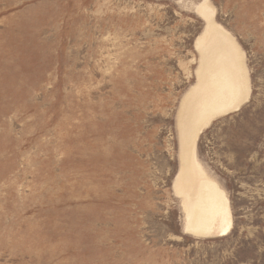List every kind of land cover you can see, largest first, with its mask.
I'll return each instance as SVG.
<instances>
[{
  "label": "rangeland",
  "instance_id": "rangeland-1",
  "mask_svg": "<svg viewBox=\"0 0 264 264\" xmlns=\"http://www.w3.org/2000/svg\"><path fill=\"white\" fill-rule=\"evenodd\" d=\"M209 18L250 96L189 124L233 218L201 239L175 188ZM0 264H264V0H0Z\"/></svg>",
  "mask_w": 264,
  "mask_h": 264
},
{
  "label": "bare ground",
  "instance_id": "bare-ground-1",
  "mask_svg": "<svg viewBox=\"0 0 264 264\" xmlns=\"http://www.w3.org/2000/svg\"><path fill=\"white\" fill-rule=\"evenodd\" d=\"M208 9L207 2L200 8L205 17L208 16ZM221 35L209 18L205 32L197 41V48H201L200 70L203 74L202 69L208 66L206 62L210 57L220 63L222 76L217 80L208 78L202 85L204 87H200V91L194 92L195 94L191 92L183 101L179 113L181 158L184 164L175 189L182 198L186 217L185 231L201 239L226 237L233 228V218L225 192L207 176L196 156L194 159H188L186 144L192 141L189 124H200L207 118L211 119L234 109L237 111L250 96L245 67L242 65V70L241 65L233 67V59L225 55L227 42L219 39ZM221 50L223 52L220 53ZM243 59L242 57V63ZM227 68L230 70L225 75ZM199 78L201 79L200 76Z\"/></svg>",
  "mask_w": 264,
  "mask_h": 264
}]
</instances>
